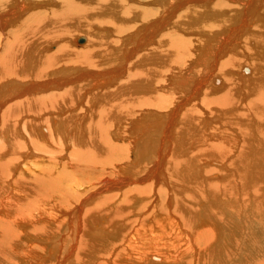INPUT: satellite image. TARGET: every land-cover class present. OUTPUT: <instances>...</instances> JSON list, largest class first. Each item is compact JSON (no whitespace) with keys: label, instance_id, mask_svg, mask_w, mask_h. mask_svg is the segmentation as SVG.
<instances>
[{"label":"bare ground","instance_id":"bare-ground-1","mask_svg":"<svg viewBox=\"0 0 264 264\" xmlns=\"http://www.w3.org/2000/svg\"><path fill=\"white\" fill-rule=\"evenodd\" d=\"M78 32L86 35H76ZM184 33L190 37L183 36ZM81 37L85 41L80 42ZM74 43L83 46L82 49L74 48ZM188 58L191 61L187 64ZM247 59L252 69L244 66V72H248L245 74L241 67ZM179 69L180 75H177L175 71ZM178 93L182 98L175 107L167 113L157 111L174 104ZM131 120V134L139 135L142 131L146 136L135 146L137 151H151V165L143 176L137 173L140 178L133 179L130 173L128 178L119 174L140 170L135 164L137 157L133 164L129 162L119 169V177L104 179L99 190L119 191L105 196L98 207L115 202L114 197L119 200L114 210L105 209L102 214L112 215L109 221L113 222L117 220L114 216H123L120 220L124 223L120 226L125 224V228H129L134 222L129 216L142 212L152 190H157L154 193L158 200L154 202L156 208L149 207L153 211L136 219L139 226L132 232L130 244H137V239L145 233L151 238L145 241L147 246L167 252L173 249L181 252L183 247L177 241L184 238L186 249L191 240L196 242L206 236L216 243L219 234L213 226L203 222L194 228V222L189 224V216L192 218L195 212L188 201L202 203V207L210 197L223 202L232 198L234 202L240 199L248 203L246 193L247 199H242L243 187L247 189L250 182L264 185V0H0V139L7 141L10 154L7 153L6 157H10L5 159L2 151L6 147L0 146L1 173L9 166L11 171V163L18 155L16 140L24 132L29 134V144L36 147L38 138L42 143L59 134L61 127L56 128V124L66 126L63 129L69 133L67 135L73 134L77 139V135H83L81 126L85 132L86 123L90 121L86 131L95 137L87 147L101 151L98 156L95 154L93 159L87 160L88 157L74 148L72 160L63 165L62 173L47 169L52 164H46L47 168L38 164V173L30 175L29 171L26 176L28 183L34 177L57 183L61 191L58 196L65 199L67 193L75 194L77 187L84 184L85 175L93 174L99 166L117 157L123 148L109 144L113 140L109 137L114 131L122 134L121 124ZM71 123L73 127L67 126ZM114 123L119 127L113 131L108 125ZM58 138L55 137L56 141ZM172 149H176L173 155L170 154ZM30 153L26 151L27 155ZM209 160L213 165L219 164L221 170L214 168ZM167 161L168 179L165 181ZM28 163L31 162L25 164ZM18 165L14 168L16 172ZM0 178V183L7 180L3 175ZM24 181L10 179L5 184L18 197L16 185ZM143 181L149 183L138 185ZM135 182L137 184L133 185ZM163 187L175 191L173 198L177 203H171L172 195L167 191L165 194ZM23 192L22 200L15 196L17 209L11 200L12 194L5 201L1 200L0 186V205L5 206V212L22 210L21 223L24 224H17L18 220L16 224L27 230L26 237L40 236L37 229L33 232L26 229L29 224L26 222L36 214L44 219L48 209L40 200L42 197L34 202L28 189ZM258 197L256 201L260 200ZM141 199L144 204L135 206ZM151 203L149 205L153 206ZM208 205L209 202L205 206ZM211 205L215 213V203ZM15 216L16 213L12 218ZM261 222L260 218L258 223ZM78 225L80 228V223ZM78 230L77 227L79 235ZM145 247L144 244L135 246L140 255ZM120 251L117 257L127 258L123 264L143 261V255L136 257L138 254L132 255V250L129 255L123 249ZM158 253L160 256L161 252ZM159 256L152 258L159 260ZM117 257L110 262L121 264ZM171 258L178 259L173 255ZM167 261L174 264L171 259Z\"/></svg>","mask_w":264,"mask_h":264},{"label":"rangeland","instance_id":"rangeland-1","mask_svg":"<svg viewBox=\"0 0 264 264\" xmlns=\"http://www.w3.org/2000/svg\"><path fill=\"white\" fill-rule=\"evenodd\" d=\"M148 2L149 1H147L146 3H148ZM118 26H119V24H118ZM75 34L79 35V36H81L82 34L86 35L84 33L80 34V32L75 33ZM184 34H183V36H189L188 34L187 35L186 34L184 35ZM76 35H74L73 38ZM75 44L76 43L73 44L74 48L82 49L83 46L81 47V46H78L77 44H76L77 45L76 46ZM197 46H198V44L196 43L195 47L197 48ZM229 56H230V54L225 59L229 58ZM208 58H210V57H208ZM189 60L191 61V59L188 58L186 61L187 64L190 62ZM247 61H248V59L245 60V62H243V66L241 67V71H243V73H245V74H248V72H244L243 67L244 66L251 67V65H249V63H246ZM201 68H203V66ZM251 69H252V67H251ZM180 71H181V69H179L175 72H177L176 73L177 75H180ZM109 85H112V83L110 82ZM208 85L209 84H207V86ZM207 86H205V87H207ZM177 96H178L177 97L178 100L175 99L174 104H172L170 107H168L166 109L165 108L160 109V110L158 109L157 111L162 112V113H167V111H169L170 108L175 107L176 104L181 100L182 95L180 93H178ZM144 110H148V109L144 108ZM132 122L133 121L131 120L128 123L123 122L121 124L120 127H121L122 134H115L114 130L118 129L117 128V127H119L118 123H114L113 126H111V124H109L110 126L107 124L110 129L113 127L112 129L114 131V133L111 134L109 137V138L113 139V140L111 139L112 141L110 140L111 142H109V144H112L114 147H120L121 146L123 149L121 150V152L119 151L117 153V157H113V161H111L110 163L105 164L103 166H99V168H98L99 170H97L96 172H93V174L91 173L90 175H88V174L85 175L86 177L84 179L85 180L84 184L81 185V187L80 186L77 187L75 194L71 195V193L68 194L65 191L68 195V196H66L65 199L59 198L58 193H61V191H59V187H57L58 186L57 183H49L47 181L45 182V180L41 179V177H39V179H36V177H34L35 179L33 178L32 180H29V183H28L26 176H28L29 171H30V175H31V173H34L36 171H37L36 173H38V171H39L38 170V164L45 165V168L48 167L47 165L52 164L51 166H54V167L52 168L50 166L47 169L50 168L51 170H53L55 172L62 173L63 165H66V163L70 162L68 160H72L71 154H72V150L74 148H77L78 150H80V153H82L84 155V157L85 156L88 157L87 160L93 159L95 157V154L99 155L101 151H99L97 149L92 150V148L87 147V144L89 143V141L92 144L91 141H93V140H91V138L95 137L94 134H89V132L86 131V126H89L90 121L86 123L87 125L85 126V132L83 130L84 126H81L80 131H82L81 133L83 135L82 136H81V134L77 135L78 136L77 139H75V137L73 138V136H72L73 134L71 136L67 135L69 133H66V131L63 129L66 127V126L63 127L62 126L63 124L61 126L59 124L55 125L56 128H60V127L62 128V129L60 128L59 132H57V133H59L58 135L60 137L58 135L55 136L56 139L59 137L57 141L54 137V139L53 138H46V140H44L41 143L40 141H38V139H39L38 138L35 141H36V144H39V146L33 147L32 145L29 144V137H27V136H29L28 133L24 132L23 136L20 135L18 137V139L16 140V144H15L18 155H17V159L15 158L11 163V165H12L11 171L9 170V167H10L9 166L6 168V170L8 169L7 171L4 170L2 173L0 172V175L1 176L3 175V178H7V180L5 179L6 182L1 181V183H0V186L2 189V195H1L2 199L1 200L5 201L10 194H12V198H13V199H11V198L10 199L11 200L15 199L16 195L14 196L13 189L11 187L9 188L8 186H6L5 183L9 182L10 179L13 182V180L17 181V179L21 178L22 181H24V180L25 181L19 182L18 185H16V190L19 192V193H17L18 197L17 196L16 197L20 198L22 200L23 198H25V195L23 194L24 189H28V191H30V192L29 193L27 192V193L30 196V199L33 201L35 200L34 202H36L37 200H39L42 197V199H40V200H43V202H44L43 205L45 206V208L47 207L46 209H48V210L45 209L46 211H45V218L44 219H40L38 214H36L33 218H31L32 219L31 221L28 220L26 222V223H29V224H26V227H27L26 229H29L32 232L35 229H37L38 230L37 232L40 233V236L36 235V236L30 238L29 236L26 237V231L27 230L26 231L23 230V227L20 226V225L24 224V222L21 223V218H22L21 213H23V211L21 210L20 212H16V211L15 212H8V211L5 212L3 210L5 208V206H2V204L0 205V208H1L0 209V220H2V221H0V264H100L101 262L103 264H107V263L112 264L110 261L116 259L115 257H117V254L119 252H121L120 251L121 249H123L124 252L128 253L127 255L131 254L132 251L134 252V253L132 252V255L134 254L135 256H136V254L140 253V252H137L136 251L137 248H135V246L138 244L139 245L144 244L146 246L141 251L143 256L140 254H138L139 256L138 255L136 256V257L142 256L141 258H143V261H140V264H142V263L143 264H151L149 262H152V264H158V262L160 264H172L169 261H167V259H169V260L171 259L174 264H264V238H263L264 211H262L264 209V206H263L264 205V203H263L264 197L262 196V195H264V189H263L264 185H262L259 182H255V183H257V185L254 182L253 183L250 182L248 185L246 184L249 187L251 186L250 188L248 187L247 189H245L246 187H243L244 188L243 193H244V195L246 193V195L249 199H247L246 195L242 199L246 198L248 203H242V200H240V199H237V201L234 202V199H232V198L231 199L233 200V202L230 201L231 199L229 200L230 202L226 201V200L223 202L222 200L219 201L218 199H212L211 200V197H210V200L208 199L207 201L204 202L206 204L209 202L210 205L205 206L206 204H204L203 205L204 208H203L201 206L202 203L201 204L199 202L192 203L193 202L192 199L190 201H188V204H190L189 207L190 208L192 207L191 209L195 210V211L193 210L192 212H195V214H197V215H195L193 213L194 216L192 218L189 216V220H191V221H189V224L194 222L193 223L194 228L200 227L203 222L207 223V225H210V227L213 226L216 230L215 233L219 234V236H218L219 240L215 241L216 243H212L210 241L209 237L206 236L205 238H203L204 236H200L203 239L196 241L197 243L193 242L194 240H191L190 243L188 244L189 248L186 249L187 246L185 245V243L187 240H186V238H184L183 240L177 241V244H181L183 247L181 252H180V250H178L179 252H177L174 249L172 251L167 252L166 250H162L161 248L150 247V245L147 246L145 241H149L151 239L149 237L150 236L149 233H145L141 239H137V241H136L137 244L133 243L135 246L129 243L132 232H134L136 230V228L139 226V223H138V221H136V219H141V218L147 216L151 211H153L151 209L156 208L155 203H158V200L155 199L154 193L157 190H152L153 194H151V197L148 198V200H149L148 202H147V200H145L148 203L145 206L148 208L145 207L142 212L129 216L130 219H132L134 221L133 225L129 228H125V224L120 226L122 223H124L122 220H120L121 218H124L123 216H120V217L114 216L117 218V220L115 222H113V221H109V220H112V218H113V217H111L112 215L106 216L107 214H105V215L102 214L101 211H105V209H107V210L113 209L114 206L117 205V202L119 200L118 198L114 197V199H116L115 202L112 201L111 204L106 203L105 206H103L101 208L98 207L100 201L103 203V198L105 196L111 195V193H115V192L119 191L117 189H115V190L113 189L111 191L104 190L103 192L101 190H99L104 185L103 180L104 179H114L116 177H119L118 176L119 174H121L122 176H124L126 178H128L129 175H132V174H133L132 175L133 179L140 178V176H143L146 173L147 167L149 165H151V164H149L150 163L149 160L152 156L151 151L150 152H144L140 149H138V151H137V147H136L137 143L140 144L143 141L142 136H144V140H145L146 136H145V134L142 135L143 134L142 131H139L140 132V134L138 133L139 135L131 134L130 129L132 127ZM72 124L73 123L68 124L67 126L71 125V127H73L74 124H73V126H72ZM58 125H59V127H58ZM178 126H179V124H178ZM22 127H24V126H22ZM105 128H106V125H105ZM23 130H24V128H23ZM61 135H62V137H61ZM211 135L213 136L214 134L212 133ZM24 136H25V138L27 137L28 139H25ZM135 137L137 138V140ZM141 137H142V140L139 139ZM71 139H73V140H71ZM56 142H58V143H57V146L55 147ZM133 142H134V144H133ZM135 144H136V146H135ZM2 145H5V147H6L2 151L4 158H5L7 153H8V155H10L9 152H7V150H8L7 141L4 139H2V140L0 139V146H2ZM61 145H63V146H61ZM43 146H44V148H43ZM38 148H40V149H38ZM173 148H174V146H173ZM27 150L31 151V153L29 155L26 154ZM175 150L172 149L170 154L173 155V153H175ZM169 155L167 157V160L171 156V155L170 156ZM232 155H233V153H232ZM9 157H6V158H9ZM134 159L137 160V162H135V164L137 163V165H138L137 168L139 167L140 170H138L135 173H134V171L133 172H128V171L119 172V169L121 170V168L123 166L124 167L127 166V164L129 162H130V164H133ZM16 160L18 163L15 162ZM47 160H49L50 162ZM57 160L59 161V164H55V162ZM138 160H139V162H138ZM168 161L165 165V169L167 172V173L165 172L166 175H164V176H167L165 181H167V179H168V170H167ZM210 161L211 160H209L208 163H212ZM27 162H31V163L25 164ZM16 163L20 164V165H18L19 166L18 170L16 167L17 172L14 170L15 166L17 165ZM111 163L112 164L114 163V164L112 165ZM211 165L214 168L217 167L218 168L217 170H221L219 168L220 167L219 164L213 165V163H212ZM21 167L22 168L24 167V168L22 169ZM213 167H212V169H213ZM26 168H28V169H26ZM55 168H56V170H55ZM143 168H145V169L143 170ZM192 168H193L192 171H195V167H192ZM23 170H24V172H23ZM25 171H27V173H25ZM141 171H143V172H141ZM117 172H119V174ZM137 173H140L142 175L138 174L140 176H137ZM78 175H79V173H78ZM0 180H2V179L0 178ZM25 182H27V183H25ZM144 182L146 183L148 181H143L142 184L140 182H138V185L143 186V185H146L149 183L148 182V183L144 184ZM2 183H4V184L1 185ZM136 184L137 183L135 182V184H133V185H136ZM17 186L19 189L17 188ZM65 186L68 187V183H65ZM127 186H128V184H127ZM127 186L125 185L124 187L127 188ZM164 187H167V186L165 185ZM96 189H97V191H96ZM248 189H251L252 192L249 191ZM56 190H58L57 193H56ZM163 190H164L165 194L167 191V194L172 195V202L171 203H173V204L177 203V202H175L176 199L174 200V198H173V196L175 194V191L173 189L169 190V189L164 188ZM93 193H94V195H93ZM181 193H178V195L180 196ZM89 195H91L92 197L91 196L88 197ZM258 195L260 197H258ZM257 197L260 199L259 201L258 200L256 201ZM67 198H68V200H67ZM194 198H195L194 201H196L197 200L196 197H194ZM164 199L165 198H163L162 201ZM151 201H152V203H151ZM168 201H169V199H168ZM217 201H218V203H216ZM261 201H262V203L259 204V202H261ZM143 202H144L143 199L137 200V202L135 203V206H138V207L142 206L144 204ZM201 202H203V201H201ZM236 202H238V203H236ZM17 203L18 202H16V200L13 201V204L16 205V208L18 209ZM150 203L153 204V206L149 205ZM212 203H213V205L215 203V205H214L215 213H213L214 208L211 205ZM219 203H221V204H219ZM81 204H82V206H81ZM198 204H200V205H198ZM240 204L242 206H240ZM257 204H259V205H257ZM14 205H13V207H14ZM231 205H233V206H231ZM260 205H262V207H261L262 209L259 207ZM193 206H195V208ZM198 206H200V208ZM210 206H212V207H210ZM221 206L223 208H221ZM80 207H82V208H80ZM149 207L151 209H149ZM206 207H208L209 210ZM224 207H225V209H224ZM79 208H80V210H78ZM216 208H218V209L216 210ZM205 210L207 211V213ZM227 210L229 212H227ZM259 210H260V212H259ZM198 211H201V212L198 214L197 213ZM94 212H96V213L92 214ZM7 213H11V214L6 215ZM15 213H16L15 218L14 217L12 218V216H14ZM219 213L220 214L222 213V215H220ZM75 214H77V215H75ZM200 215H202V216H200ZM9 217H10V219H9ZM194 218H196V219H194ZM228 218L231 219V221L230 220L228 221ZM260 218L262 219L261 224L258 223ZM198 219H200V220H198ZM17 220H18L17 224H20V225L16 224ZM195 220L199 223V225L197 224V222ZM12 221H13V223H12ZM200 221H202V222H200ZM79 223L81 226L80 228L78 225ZM118 226H120L119 230H117ZM77 227L79 229L78 230L79 235H78V232L76 231ZM39 229H42V230H39ZM21 230L24 231L25 233L22 232ZM262 230H263V232H261ZM259 231H260V233H259ZM17 233L23 234L22 237H20L21 234L19 235ZM255 233H258V234H255ZM24 234H25V236H24ZM75 234L77 235L76 237H75ZM128 245H130V246L128 247ZM20 246H22V247H20ZM159 246H160V243H159ZM152 248L154 250H152ZM155 249H156V251H155ZM15 251H17V252H15ZM158 252H161L160 256H159ZM25 253L26 254L28 253L29 257H28V254L26 255ZM108 253H110V254L108 255ZM144 253H147V254H144ZM104 254L106 257H104ZM150 254H151V257H150ZM171 255H173L174 258H178V259L173 260L171 258ZM182 255H183V257L180 258ZM111 256H112V258H111ZM148 256H149V259H148ZM152 256H159V257H161V259L158 260L156 257L152 258ZM166 256H168L170 258H167ZM117 258H118L117 259L118 262L121 264H123L127 260L126 257H120V258L117 257ZM151 260H153V261H151ZM180 261H181V263H180Z\"/></svg>","mask_w":264,"mask_h":264},{"label":"water","instance_id":"water-1","mask_svg":"<svg viewBox=\"0 0 264 264\" xmlns=\"http://www.w3.org/2000/svg\"><path fill=\"white\" fill-rule=\"evenodd\" d=\"M79 41H80V42H83V41H85V38H84V37H81V38L79 39Z\"/></svg>","mask_w":264,"mask_h":264}]
</instances>
